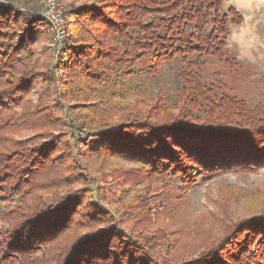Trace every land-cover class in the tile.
Wrapping results in <instances>:
<instances>
[{"label": "trees", "instance_id": "obj_1", "mask_svg": "<svg viewBox=\"0 0 264 264\" xmlns=\"http://www.w3.org/2000/svg\"><path fill=\"white\" fill-rule=\"evenodd\" d=\"M225 1L72 0L56 49L46 19L0 4V264H264L257 193L221 185L229 242L176 262L168 238L185 220L157 223L171 202L140 219L164 236L161 258L90 186L112 165L105 177L179 184V207L204 182L264 168V100L249 104L226 76L239 68L227 40L241 17Z\"/></svg>", "mask_w": 264, "mask_h": 264}, {"label": "rangeland", "instance_id": "obj_2", "mask_svg": "<svg viewBox=\"0 0 264 264\" xmlns=\"http://www.w3.org/2000/svg\"><path fill=\"white\" fill-rule=\"evenodd\" d=\"M71 1L57 0L63 6L67 19H69L68 12ZM44 2L45 0L38 4L35 0H9V2L0 0V4L8 3L19 12L38 14L41 17H43ZM229 8L238 12L241 21L238 25L229 24L230 35L227 40V49L235 57L236 65L239 68L236 72L229 71L226 74L227 80L236 93L243 97L242 99L249 104H256L264 100V0H227L224 3L223 11L226 13ZM49 33L51 35L50 27ZM51 42H53L55 49L58 48L52 35ZM32 134L34 133H29L28 136ZM130 167V165L126 166L124 169L134 170ZM111 168L112 165H109L107 169L105 168L102 178L95 177V181L90 186H97V200H99L100 205H103L111 213V220L117 222L121 231L135 238V242H154L159 245L160 250L155 253L164 258L167 254L164 236L162 234L153 236L151 233H145L144 230L147 225L140 222V219L147 216L145 213L147 206L151 207L149 213L151 212L153 217L157 216L158 214L155 215L156 213H154V208L155 206L161 208L159 202L164 199L171 202L172 206L170 205L168 211L166 210L159 216L157 223L165 221L164 224H166L169 216L173 219L184 218L185 230L187 231L170 235L168 238L169 243L172 242L175 246L170 256H174V258L180 256L176 262L198 256L203 251L201 248L209 247L213 240L223 244L229 242L232 234L227 232L228 226L223 220L224 215L222 214L224 213L221 209L225 205L219 196L221 185L236 188L232 190V194L238 192L242 198L250 193H257L258 195L255 197L261 198L260 201L264 198V168L256 172H231L210 182H204L194 192L185 194L184 201L179 203V207L176 203V198L182 194L179 184L172 187L168 185V182L166 184L161 183V185L146 178L137 184L135 182L142 179L134 172L126 174L124 170L115 172L109 178L105 177L109 175L108 170ZM125 175L128 176L125 177ZM117 176H121L122 180L120 181ZM73 187L81 188L82 185L76 184ZM160 188L161 191L163 190L162 193H160ZM84 204L83 202L82 206ZM252 208L236 207L235 210L236 213L247 215L253 211ZM82 212L85 213L86 211ZM171 229L174 230V228ZM237 235L238 237L235 239L240 242L243 234L237 233Z\"/></svg>", "mask_w": 264, "mask_h": 264}, {"label": "built area", "instance_id": "obj_3", "mask_svg": "<svg viewBox=\"0 0 264 264\" xmlns=\"http://www.w3.org/2000/svg\"><path fill=\"white\" fill-rule=\"evenodd\" d=\"M42 16L49 23L55 43L60 45L66 37V17L63 6L57 0H45Z\"/></svg>", "mask_w": 264, "mask_h": 264}]
</instances>
